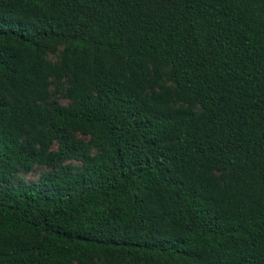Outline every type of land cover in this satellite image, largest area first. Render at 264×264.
Returning <instances> with one entry per match:
<instances>
[{"label":"trees","instance_id":"trees-1","mask_svg":"<svg viewBox=\"0 0 264 264\" xmlns=\"http://www.w3.org/2000/svg\"><path fill=\"white\" fill-rule=\"evenodd\" d=\"M77 153L0 264H264V0H0V184Z\"/></svg>","mask_w":264,"mask_h":264},{"label":"rangeland","instance_id":"rangeland-1","mask_svg":"<svg viewBox=\"0 0 264 264\" xmlns=\"http://www.w3.org/2000/svg\"><path fill=\"white\" fill-rule=\"evenodd\" d=\"M53 60L55 57H51ZM75 140H83L88 141V138L80 133L74 134ZM69 145H62L61 143H57L54 146V150L60 151V149L68 150ZM100 151L98 149H94L92 151L93 155L99 154ZM67 166H71L72 169L70 170L71 173H78L80 170H83L85 165L83 163L82 158L80 157L79 153L75 155H70L67 158H64L60 162H57V168L48 167L45 165H36L34 166L31 171L27 172L22 168H19L15 173L12 175L10 173L4 174V181L0 184V187H11V186H20L22 184H37L40 180H42L45 176L52 173L53 175L61 176L64 175L63 169Z\"/></svg>","mask_w":264,"mask_h":264}]
</instances>
